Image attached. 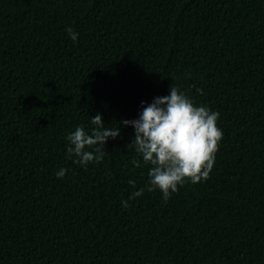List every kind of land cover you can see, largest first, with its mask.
I'll use <instances>...</instances> for the list:
<instances>
[{"label": "trees", "instance_id": "obj_1", "mask_svg": "<svg viewBox=\"0 0 264 264\" xmlns=\"http://www.w3.org/2000/svg\"><path fill=\"white\" fill-rule=\"evenodd\" d=\"M171 85L219 113L210 178L123 208L151 165L121 121ZM98 113L120 135L85 168ZM0 264H264V0H0Z\"/></svg>", "mask_w": 264, "mask_h": 264}, {"label": "clouds", "instance_id": "obj_2", "mask_svg": "<svg viewBox=\"0 0 264 264\" xmlns=\"http://www.w3.org/2000/svg\"><path fill=\"white\" fill-rule=\"evenodd\" d=\"M65 31L73 42L77 41L79 33L71 27ZM196 91L203 93L201 88ZM169 92L143 107L138 119L121 121L123 126L134 128L135 136L130 145L145 165H151L148 183L132 192L128 200H123V208L129 207L128 201L140 197L145 190L158 189L163 194V202L167 203L186 181L197 184L210 178L223 138L222 130L217 127L219 113L206 106H196L178 87L171 85ZM90 125L93 126L90 130L77 126L66 137L67 158L85 168L90 163L102 162L106 142L120 135V127H106L99 113L91 118ZM132 163L140 167V160L134 159ZM67 171L59 169L57 178H63ZM128 184L136 187L134 180H129Z\"/></svg>", "mask_w": 264, "mask_h": 264}]
</instances>
